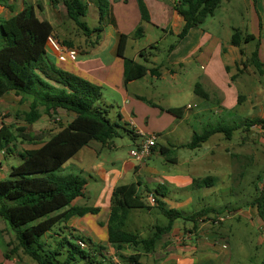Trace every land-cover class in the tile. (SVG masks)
<instances>
[{"label": "crops", "instance_id": "crops-1", "mask_svg": "<svg viewBox=\"0 0 264 264\" xmlns=\"http://www.w3.org/2000/svg\"><path fill=\"white\" fill-rule=\"evenodd\" d=\"M26 1L36 4V0H22L20 6H15V10L23 9ZM40 1H43V9L38 11L39 17L52 23L54 35L61 44L68 46L63 42L70 41L71 48L78 51L75 60L62 61L55 58L57 66L102 86V109L106 110L107 117L117 123L119 129L133 140V145L127 144L128 148L123 149L114 140L108 145L93 140L62 166L60 174L80 175L87 181L84 195L74 199L71 206H89L97 208L98 211L83 216L75 215L66 224H61L64 229L60 230L65 234L73 233L89 240L87 248L101 250L100 259L103 264H240L248 258H254V255L245 251L246 244L258 247L259 243H262V236L252 220L248 224L249 229H238L231 234L222 230L224 224L221 222L228 221L233 216L223 215L216 207L201 208H210V213L195 220L189 219L188 216L201 210L194 209L196 199L200 200L203 195L207 197L210 189L218 186H225L227 192L228 185H231L239 197L242 190L252 191L253 200L249 205L254 206L264 225L258 207L253 203L259 191L264 188V163L261 154H217L216 149L220 146L222 137L216 138V147L213 145L207 149L209 153L191 154L183 161L177 156L176 162L167 161L160 148L164 146L171 151L176 148L198 150L215 135L222 133L213 134L199 147H189L194 134L199 133L197 127L204 123L201 122L203 116L215 112L216 115L225 117L235 110L240 112V116L244 112H249L250 115L239 125H229L221 121L214 125L236 127L231 136L227 137L225 134L227 139L231 140L234 133L240 130L253 141H259L260 147L264 144V126L247 124L264 118V0L223 1L213 15V18L219 17L215 18L217 20L210 22L209 26L192 28L183 38H180V33L185 20L178 8L181 0H144L149 14L148 21L142 19L138 0H110L109 11L103 21H100L98 0H83L88 5L86 16L91 14L99 21V26L90 27L93 32L89 35H85L81 30L76 34V39H69L70 30H64L63 23L69 22L65 6H54L51 0ZM89 1L91 2L88 3ZM61 6L65 8V12ZM46 9L60 11L63 18H43L39 12L43 13ZM5 10V7L0 6V17L4 14V17H10L13 14L9 9ZM139 26H143L144 33L136 38L134 33ZM236 30L241 33L240 45L232 42ZM123 34L129 35L125 57L155 70L127 83L124 79V58L118 55ZM170 35L176 40L171 42L167 49L162 48L164 40ZM248 35H252V39ZM142 50H145L143 56ZM162 80L167 83H161ZM198 83L208 97L204 98L195 92ZM12 92L14 91L7 94ZM105 92L110 97H106ZM163 95H169V98H163ZM177 107L185 108V113L180 118L167 111ZM251 112H258V115ZM66 117L63 126L67 125L75 114L69 113ZM43 119L46 126L49 121ZM62 127L52 128L53 131H44L38 135L46 140ZM119 129L117 137H121ZM152 137L156 142L152 154L142 161L136 160L131 151ZM41 145L38 142L31 148ZM173 155L170 154L172 158ZM9 158V163L11 159H19L15 155H9ZM230 158H249L254 161L245 164L235 176L232 164L229 165L225 160ZM2 159L0 156V165L4 164ZM259 161V168L254 169ZM167 163L177 166L184 164L189 168L179 172L170 168ZM191 165L193 167H190ZM202 166L205 167L201 168ZM217 166L221 168L218 169ZM11 168L10 164V170ZM212 172H218L219 175ZM256 173L258 176L252 179V175H257ZM136 182L140 183L138 192L143 194L150 208L134 209L132 219L129 212L126 220L129 231L148 237L156 226L168 224V217L157 207L158 200L167 208L178 210L183 215L174 221L171 230L162 236L150 253H142L131 246L113 245L108 238L114 189ZM194 185L199 189L200 197L191 193V186ZM157 189L161 193H157ZM174 192H178V195ZM151 195L154 196L155 202H151ZM155 211L167 221L160 224L151 220L149 224H143ZM219 218L223 221H219ZM247 233L250 237L245 243ZM0 238V262L34 264L30 258L29 261L24 258L21 250L13 258L5 259L4 253L13 246L15 240H4L2 233ZM137 254H140L138 263H132L130 257Z\"/></svg>", "mask_w": 264, "mask_h": 264}, {"label": "trees", "instance_id": "trees-1", "mask_svg": "<svg viewBox=\"0 0 264 264\" xmlns=\"http://www.w3.org/2000/svg\"><path fill=\"white\" fill-rule=\"evenodd\" d=\"M51 1L54 6L63 4L68 17L85 35L93 32L83 19L88 9L83 0ZM223 1L229 0H181L178 8L185 25L180 38L213 16ZM138 2L142 19L148 21L149 14L144 0ZM98 3L100 21H103L109 11L110 2L98 0ZM0 6L13 13L10 17L0 18V102L4 95L11 91L33 99L30 110L24 113L26 124L17 127V132L5 122L0 125V153L7 152L20 159V163L12 166L7 176L0 178V219L15 233L14 244L4 253V257L11 259L21 250L36 264H103L100 259L101 250L87 248L89 240L73 233L65 235L61 231L64 229L61 224H66L71 217L83 216L98 209L71 206L74 199L84 195L87 181L80 175L60 174V169L93 140L104 145L110 144L114 137L118 136L119 125L107 117V111L98 103L102 97V86L58 67L55 57L48 53L47 40L50 36H55L54 26L50 21L39 17L38 10L43 9L42 2L32 4L26 1L23 9L18 11L15 10L12 0H0ZM143 33V26H139L134 36L139 38ZM248 37L252 39V35ZM128 38L129 35H121L118 47V55L123 57L125 62L126 83L144 77L149 71H155L125 57ZM240 38L241 33L236 30L232 42L240 45ZM63 43L72 46L70 41ZM144 51H141L142 56ZM195 92L204 98L208 97L199 83L196 84ZM59 110L75 114L59 132L46 140L38 134L25 132L28 125L37 122L43 114L52 117ZM167 111L180 118L184 115L185 108H169ZM247 124L264 126V118ZM235 129L233 126L210 124L204 127L202 133L194 134L189 147H199L215 133L222 132L229 137ZM19 137L42 145L13 154L14 143ZM160 152L167 161L176 162V158L170 156L173 151L169 148L162 146ZM139 185L140 183L136 182L114 189L108 238L113 245L131 246L142 253H150L162 236L171 230L174 221L183 215L178 210L167 208L158 200L157 207L168 217V224L156 226L148 237L129 231L126 227L129 212L150 208L143 194L138 192ZM156 192L161 193L159 189ZM253 203L257 205L264 220V188L259 191ZM209 209H201L188 217L195 220L210 213ZM56 226L58 231L53 230ZM67 236L74 238L76 242L70 241ZM139 257L140 254L133 255L130 260L132 263H138Z\"/></svg>", "mask_w": 264, "mask_h": 264}, {"label": "rangeland", "instance_id": "rangeland-1", "mask_svg": "<svg viewBox=\"0 0 264 264\" xmlns=\"http://www.w3.org/2000/svg\"><path fill=\"white\" fill-rule=\"evenodd\" d=\"M37 1H40V0H36V2ZM91 1H89L88 3H90ZM21 2H22V0H13V3L15 4V6H20ZM41 2H43V1H41ZM109 2H110V0H109ZM61 8H62L63 12H65V8L63 6H61ZM38 11H40V10H38ZM55 12H57V13H55ZM58 12L60 14H58ZM39 13L42 15L43 18H48V17H51V19H54V17H58L60 19H61V17L63 18V14L60 11H56L53 9H49V11L46 9L45 12L42 13V11H41ZM4 15H1V17H4ZM64 15L66 16V14H64ZM215 18H219V17H215ZM215 18H213V16L208 17L207 20L205 21V23L202 25L209 26L210 22L217 20ZM67 19L69 20L68 24L66 22L63 23V25L65 26L64 30L65 31L70 30L69 31L70 32V34H69L70 38L69 39H71V38L76 39V37H77L76 34L81 32V29L69 17H67ZM83 19L89 27L93 28V27L99 26V21L96 20V18H94L91 14H88ZM56 22H57V20H56ZM175 40H176V38H174L173 36L170 35L166 40H164V42L162 44V48L167 49L169 47V44L171 42H174ZM254 44H256V42H254ZM257 78H258V76H257ZM167 79H168V76H167ZM163 82H165V81L162 80L161 83H163ZM165 83H167V82H165ZM194 85L195 84H193V87H192V93H194V88H195ZM105 96L110 97V95H106V92H105ZM192 96H193V98L195 97L194 94ZM163 98H169V95H163ZM32 100L33 99L30 96H27V95L23 96V95H19L17 93H14V92L5 95L3 97V101L0 104V125L2 122H5L6 124L12 126L13 129L17 132V127H22L26 124L24 121V113L28 112L30 110V104H31ZM185 100H183V101H185ZM112 102H114V101H112ZM98 103L101 105V103H102L101 99L98 101ZM115 105H117V104L115 103ZM205 106H208V104H205ZM101 107H102V105H101ZM201 108H203V107H201ZM197 110L198 109H195V111H197ZM69 113H72V112H68L66 110H59L52 117H49V116L43 114V118H46L49 121V123H47L45 126L44 122H43L44 119L41 118L39 120V122L37 121L35 123V125L27 127L28 129L25 132L31 133V134H33L34 132H35V134H39V133L41 134L44 131H47V132L50 131L51 132V131H53L52 128L56 129L58 127H62L65 124V121L67 119L66 116H68ZM251 113H253V114L255 113V115H258V112L257 113L251 112ZM239 114H240V112L237 110L233 111L229 115H226L225 117H220V116L216 115L215 112L214 113H211V112L207 113L205 116H203V118L201 120V122H204V123L200 124L201 122H199L200 125L197 127L198 131H199V133H202L204 131V127L210 125L211 122L213 124H217L219 121H221V122H224V123L229 124V125H239L242 120H245L250 115L249 112H247V113L244 112V114H241V116ZM45 128H50V129H45ZM117 129H119V127ZM119 130L121 131V129H119ZM121 137H123V139H121ZM121 137L120 136L114 137L113 140L116 141L122 147V149L128 148L127 144L133 145V140L123 130L121 131ZM218 137H222V140H221L220 146H218V148L216 149L217 154H261L262 163H264V144H262V146L260 147L259 141H257V142L253 141L252 139L248 138L247 135H245L243 131L241 132L240 130H238L234 133L231 140L226 138L225 133L217 134L207 144H203L198 150H196V149L193 150L190 148H176L173 151V154H174L173 157L177 156L178 158H180V160L183 161V159L186 158V156H189L191 154L209 153L207 149L213 145H214V147L217 146L215 140ZM258 139H259V137H258ZM14 144H15V148H14L13 154H18L19 151H22L23 149L34 147L36 145V143H31V142H29V141H27L21 137H19L15 141ZM14 144H12V146ZM9 155L10 154H8L7 152L0 153V156L3 158L2 161H4V164L0 165V178L5 177L6 174L9 172L10 164L12 166H17L18 163L20 162V159L13 160V161L11 159V162L9 163L8 162V160L10 159ZM11 156L12 155H10V157ZM225 160L229 163V165L232 164V167L234 169L233 174L235 176H237L239 170H242L245 167L244 166L245 164H249V163L254 161V160H251L249 158H240L239 160L237 158H235V159L230 158V159H225ZM152 163H154V162H152ZM155 163H157V162H155ZM259 163H260V161L253 168L258 169ZM167 164L170 166V168H175V170L179 171V172L182 170L185 171L189 168L188 165L184 166V164H182L180 166H177V165L172 164V163H167ZM190 167H193V165H191ZM204 167L205 166H202L201 168H204ZM217 168L219 169L221 167L217 166ZM222 169H224V168H222ZM224 170H226V169H224ZM228 172H229V170H228ZM212 173H214V172H212ZM214 174L219 175L218 172H216ZM256 174L257 175H254V176L252 175V179L254 177L258 176V173H256ZM224 187L225 186H218L217 188H212V189H210V193L207 197H205L203 195L200 198V200L196 199V203L198 205L196 204L194 209L199 210L203 207L211 206V207H216L218 210L222 211L221 213L223 215L225 214V215L230 216V214H231V216H233L232 218L229 217L230 219L228 218L229 219L228 221L221 222V224L222 223L224 224L222 226V230L224 232H227V233L230 232L231 234L235 233L238 229H240V230L249 229L248 224L251 223L250 221L252 220L254 222L253 224H255L258 227V231L260 232V234L262 236V241H261L262 243H259V245H258V247L260 249H258V247L256 245L246 244L245 251L247 253H251L252 255H254V258H248L240 264H259V263L263 264V262H264V225H263L262 220L258 217L257 211L254 208V206L249 205V202H251L253 200L252 191L249 189L242 190V191H240L241 196L239 197V195L236 193V191L232 190L231 185H228L227 189L229 191H227V192H226V189ZM191 189H192L191 193L194 196L200 197L199 189L196 188L195 185L191 186ZM174 193L176 195H178V192H174ZM133 213H134V210H131L130 211V219L133 218ZM128 216H127V219H128ZM147 220L144 221L143 224H145V225L149 224V221H151V220H153V222H158L160 224L165 223L167 221L166 218L157 211H155L153 214H151L147 218ZM219 221H223V220H221L219 218ZM188 223H191V222L188 221ZM53 230L58 231V227L56 226ZM0 233H2V238L6 241L7 240H13V239L15 240L14 231L2 219H0ZM65 235H68V234H65ZM144 235L147 236L148 234H144ZM67 237L70 241L76 242V240L74 238H70L69 236H67ZM245 237L246 238L244 239V242L246 243V241L249 239L250 235L247 233V235ZM0 250H1V244H0ZM1 252H2V250L0 251V257L2 255ZM24 258H26L28 261L30 260L29 257L26 255H24ZM33 263L36 264L35 262H33Z\"/></svg>", "mask_w": 264, "mask_h": 264}, {"label": "built area", "instance_id": "built-area-1", "mask_svg": "<svg viewBox=\"0 0 264 264\" xmlns=\"http://www.w3.org/2000/svg\"><path fill=\"white\" fill-rule=\"evenodd\" d=\"M47 50L49 54L62 61H65L67 59L75 60L78 55V51L75 48H71L61 44L54 36H50L48 38ZM155 145V138H148L136 149L132 150L131 155L136 158V160L142 161L152 154V149ZM150 200L151 202H155V198L153 195H151ZM82 245L85 246V244L83 243Z\"/></svg>", "mask_w": 264, "mask_h": 264}]
</instances>
